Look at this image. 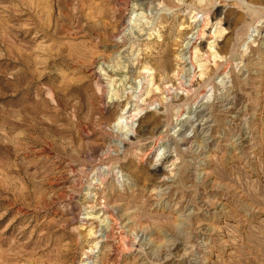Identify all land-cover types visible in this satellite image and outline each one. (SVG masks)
Instances as JSON below:
<instances>
[{"label":"rangeland","instance_id":"374dc122","mask_svg":"<svg viewBox=\"0 0 264 264\" xmlns=\"http://www.w3.org/2000/svg\"><path fill=\"white\" fill-rule=\"evenodd\" d=\"M88 256L264 264V0H0V264Z\"/></svg>","mask_w":264,"mask_h":264},{"label":"bare ground","instance_id":"6f19581e","mask_svg":"<svg viewBox=\"0 0 264 264\" xmlns=\"http://www.w3.org/2000/svg\"><path fill=\"white\" fill-rule=\"evenodd\" d=\"M195 39V38H194ZM197 39V38H196ZM201 87V86H200ZM136 115H138V114H136ZM134 116V115H132L130 118L131 119H128L127 120V118L124 116L123 118H121L120 119V123H122V124H125V125H127V126H129V125H133L134 124V121L136 120L135 118L137 117V116ZM130 133H132V131L130 132ZM131 135V134H130ZM134 137V136H133ZM118 248V247H117ZM93 259L91 258V257H86L85 259H84V261L83 262H86V264H93V261H92ZM85 264V263H84Z\"/></svg>","mask_w":264,"mask_h":264}]
</instances>
